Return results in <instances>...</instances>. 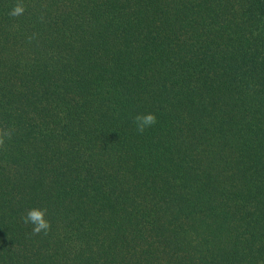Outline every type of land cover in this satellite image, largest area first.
Wrapping results in <instances>:
<instances>
[{
    "label": "trees",
    "instance_id": "1",
    "mask_svg": "<svg viewBox=\"0 0 264 264\" xmlns=\"http://www.w3.org/2000/svg\"><path fill=\"white\" fill-rule=\"evenodd\" d=\"M0 128V264H264V0H0Z\"/></svg>",
    "mask_w": 264,
    "mask_h": 264
},
{
    "label": "clouds",
    "instance_id": "2",
    "mask_svg": "<svg viewBox=\"0 0 264 264\" xmlns=\"http://www.w3.org/2000/svg\"><path fill=\"white\" fill-rule=\"evenodd\" d=\"M25 7L22 3L17 2L16 5L9 12L12 17L20 16L24 13ZM31 40V38H29ZM156 116L154 113H139L134 117L136 130L143 133L147 128L156 123ZM11 138V130L0 128V149L5 147L6 141ZM47 209L32 208L22 217V222L25 225H32V234L39 235L43 233L47 235L51 230V222L46 219Z\"/></svg>",
    "mask_w": 264,
    "mask_h": 264
}]
</instances>
